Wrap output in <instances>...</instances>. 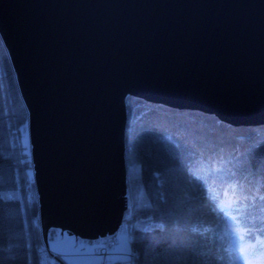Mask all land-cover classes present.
Listing matches in <instances>:
<instances>
[{
    "label": "water",
    "instance_id": "obj_1",
    "mask_svg": "<svg viewBox=\"0 0 264 264\" xmlns=\"http://www.w3.org/2000/svg\"><path fill=\"white\" fill-rule=\"evenodd\" d=\"M27 110L44 243L94 239L126 209L127 95L264 120V0H0Z\"/></svg>",
    "mask_w": 264,
    "mask_h": 264
},
{
    "label": "trees",
    "instance_id": "obj_2",
    "mask_svg": "<svg viewBox=\"0 0 264 264\" xmlns=\"http://www.w3.org/2000/svg\"><path fill=\"white\" fill-rule=\"evenodd\" d=\"M125 111L126 165L137 164L138 183L147 196L143 206L131 201L130 219H143V226H135L129 239L130 264H228L227 241L219 239L228 223L219 210L225 192L233 200L229 214L236 226L264 233V121L233 125L198 110L132 96L125 97ZM26 122L27 110L0 38L2 264H41L32 164L21 140ZM5 188H19L21 197L3 196ZM162 210L169 214L164 234L156 227ZM155 253L160 255L153 259Z\"/></svg>",
    "mask_w": 264,
    "mask_h": 264
},
{
    "label": "rangeland",
    "instance_id": "obj_3",
    "mask_svg": "<svg viewBox=\"0 0 264 264\" xmlns=\"http://www.w3.org/2000/svg\"><path fill=\"white\" fill-rule=\"evenodd\" d=\"M22 138L24 146H28L29 150V142H28V133L26 124L22 126ZM138 166L134 162H128L126 165V194H128V198H126V203L129 209L127 208L128 212L131 213V201L135 202V205H145L147 204V196L144 194L142 189L138 183ZM33 181V180H32ZM129 188V190H128ZM1 194L6 197H21L19 188H5L2 189ZM132 199V200H130ZM128 217L129 215L126 214ZM131 216V215H130ZM126 217V218H127ZM128 219V224L130 225L131 229L133 230L135 226L142 227L143 226V219L135 222L131 218ZM39 222V221H38ZM135 222V223H134ZM39 225V223H38ZM144 228L146 226L144 225ZM223 231V230H222ZM132 234H130L131 237ZM42 237V236H41ZM103 237V236H102ZM130 237H126L124 233H118L119 244L115 247L110 249L109 254H107L104 258V264H119L117 260H126L127 264H130V260H128L129 252L131 250L130 246ZM97 238V237H96ZM93 240V239H92ZM95 242L84 241V239H77L74 235H69L67 232L60 233L59 231L53 232L50 234L48 239V247L49 249L56 251V252H64V253H71V255L67 256L66 258H57L56 264H69L70 260L81 259L85 261H93L94 264H103L102 258L98 255L94 254ZM41 245L39 243L38 252L41 253Z\"/></svg>",
    "mask_w": 264,
    "mask_h": 264
},
{
    "label": "snow or ice",
    "instance_id": "obj_4",
    "mask_svg": "<svg viewBox=\"0 0 264 264\" xmlns=\"http://www.w3.org/2000/svg\"><path fill=\"white\" fill-rule=\"evenodd\" d=\"M31 175L32 173H29L30 177ZM224 195L226 199L220 201L219 210L224 213L228 223H226L220 233L219 239L227 241L225 252L227 253L228 264H264V233H261L260 230L236 226L237 222L229 214L233 200L228 198L227 192ZM261 199H264V197H261ZM161 200L163 201V197H161ZM168 219L169 214L162 210L159 216V223L156 225L162 234L165 233ZM57 254L62 258L71 255V253L64 252ZM159 255V253H155L153 259ZM69 264H94V262L76 259L70 260Z\"/></svg>",
    "mask_w": 264,
    "mask_h": 264
},
{
    "label": "built area",
    "instance_id": "obj_5",
    "mask_svg": "<svg viewBox=\"0 0 264 264\" xmlns=\"http://www.w3.org/2000/svg\"><path fill=\"white\" fill-rule=\"evenodd\" d=\"M128 205L126 203V211L124 212L123 215V220L125 221L126 226L125 227H121V223L119 224V226L117 227V229L112 233V234H106L103 237L102 236H98L97 238H94L92 241L95 242V248H94V254L98 255L102 258V263H105V256L107 254H109L110 249H112L113 246H115L119 239H118V233H124L126 235V237L130 236V231H129V227L130 225L128 224V219L130 218V213H126L128 212L127 210ZM129 215L128 217L126 216ZM127 217V218H126ZM42 245V244H41ZM41 253L39 252L41 258H40V263L41 264H56V260L58 257H60V255H57L54 252L49 251L46 247L41 246Z\"/></svg>",
    "mask_w": 264,
    "mask_h": 264
},
{
    "label": "bare ground",
    "instance_id": "obj_6",
    "mask_svg": "<svg viewBox=\"0 0 264 264\" xmlns=\"http://www.w3.org/2000/svg\"><path fill=\"white\" fill-rule=\"evenodd\" d=\"M127 96H130V95H127ZM133 97V96H132ZM150 103H152V102H150ZM169 107H172V106H169ZM172 108H178V107H172ZM179 109H184V110H189V111H191L190 109H188V108H184V107H180ZM204 113V112H203ZM27 116H28V113H27ZM215 116V115H214ZM216 117V116H215ZM217 118V117H216ZM218 119V118H217ZM220 120V119H219ZM264 121V120H263ZM263 121H261V122H263ZM26 126H27V122H26ZM125 137H126V134H125ZM124 158H125V152H124ZM125 168H126V160H125ZM33 180V179H32ZM125 180H126V178H125ZM32 183H33V181H32ZM33 187H34V183H33ZM126 190H127V186H126ZM34 191H35V187H34ZM35 199H37V194H36V191H35ZM125 198H128V194H125ZM126 211V209L124 210V212ZM124 212H123V215H124ZM123 218V217H122ZM39 223V222H38ZM121 227H125L126 226V224H125V221L122 219L121 220ZM119 226V225H118ZM54 229V231L53 232H56V231H59L60 233H63V232H66V231H61L59 228H53ZM129 231H130V234H132V229H131V227H129ZM40 233H41V231H40ZM68 234V233H67ZM106 235V234H105ZM126 236V235H125ZM130 237V236H129ZM75 238H77V239H83V238H80V237H77V236H75ZM128 238V237H127ZM48 235H47V245L44 243V241H43V238L41 237V239H40V244H42V245H44V247H46L49 251H51V252H54V253H58V252H56V251H53V250H51V249H49V247H48ZM89 241V242H91L92 240L91 239H84V241ZM93 242V241H92ZM114 247V246H113ZM112 247V248H113ZM58 255V254H57ZM40 258H41V256H40V254H38V260L40 261ZM60 261V260H59ZM59 261H57L56 260V263L57 262H59Z\"/></svg>",
    "mask_w": 264,
    "mask_h": 264
}]
</instances>
